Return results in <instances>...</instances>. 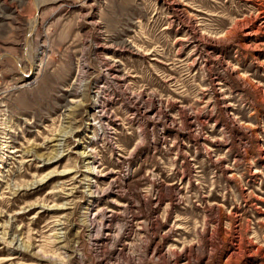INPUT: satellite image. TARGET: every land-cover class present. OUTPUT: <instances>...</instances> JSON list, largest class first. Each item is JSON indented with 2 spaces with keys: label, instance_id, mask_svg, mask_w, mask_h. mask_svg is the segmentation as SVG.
Here are the masks:
<instances>
[{
  "label": "rangeland",
  "instance_id": "rangeland-1",
  "mask_svg": "<svg viewBox=\"0 0 264 264\" xmlns=\"http://www.w3.org/2000/svg\"><path fill=\"white\" fill-rule=\"evenodd\" d=\"M174 1L0 0V264H264V0Z\"/></svg>",
  "mask_w": 264,
  "mask_h": 264
},
{
  "label": "bare ground",
  "instance_id": "bare-ground-1",
  "mask_svg": "<svg viewBox=\"0 0 264 264\" xmlns=\"http://www.w3.org/2000/svg\"><path fill=\"white\" fill-rule=\"evenodd\" d=\"M174 1V0H173ZM175 2V1H174ZM173 2V4H174V6L176 5L175 3ZM177 6V5H176ZM171 7L173 8V10H174V12L176 13V14H178L179 16L180 15H183L182 17H183V19L186 21L187 19L188 20H190V23H191V20H193L192 19V17L191 16H188L187 14H186V12H185V10L184 9H179V8H174L173 6H172V3H171ZM38 9V8H37ZM185 15H187V16H185ZM187 20V21H188ZM189 22V21H188ZM190 23L188 24L187 23V25L189 26L190 25ZM193 24V23H192ZM191 26V25H190ZM189 26V27H190ZM245 27H246V25L244 24V25H242L241 26V29H245ZM264 28V22L263 23H261V28ZM191 28V30L194 32V34H198L199 33V27H198V25H195V26H191L190 27ZM252 32V31H251ZM203 33V32H202ZM257 33V32H256ZM245 34H247V33H245ZM201 37V36H200ZM106 61V63H105V68H106V71H107V73L114 79V80H117V82H122V83H127V81H126V76H119V75H117V73H119L120 72V67H119V65H118V63H116V62H113V61H111L110 59H106L105 60ZM104 69V68H103ZM105 70V69H104ZM105 72V71H104ZM106 74V73H105ZM108 74H107V76H108ZM73 93V92H72ZM70 108L69 109H67V112L69 113V112H71L72 110H73V108H75V107H78V105H80V102L79 101H75V100H71L70 102ZM95 112H97V113H100L101 112V107H100V105L99 104H95V107H94V109H93ZM72 113V112H71ZM75 132H77L76 130H71V133L73 134V133H75ZM58 134V133H57ZM67 134V133H66ZM1 138H3L2 136L0 137V150H4V148H7L6 146H4L5 145V142L4 141H2V139ZM68 137L64 134V133H60V134H58L55 138H53L51 141H52V143H55L54 145H53V148H55L56 150L55 151H58V153L60 152L61 153V149L63 148V146H64V143H65V141H66V139H67ZM15 150H13V151H9L10 153H13V154H15V153H18L19 152V150L18 149H16V148H14ZM11 150V149H10ZM61 150V151H60ZM62 154V153H61ZM80 156V159H81V161L85 164V168H86V170L85 171H81V173L83 174V172H86V180H85V183H83L82 184V187H84V188H86V191H87V193H89L87 196H89V198H91V199H93V200H95L97 197H98V192H99V189H100V187H98L97 186V180L99 179V178H104V177H106V175L104 174V172L100 169V166H101V164L98 162V161H96V160H94V159H92V156L91 155H89L88 153H82L81 155H79ZM43 163H44V165H52V164H56V163H58L60 160H61V156L58 154V155H55V156H53V157H51V158H41L40 159ZM69 171V170H68ZM61 174H63V173H61ZM64 174H66V175H69L70 173L69 172H67V173H64ZM51 175V174H50ZM55 175V174H54ZM72 180H74V179H72ZM75 180H76V178H75ZM87 181V182H86ZM70 185H72V184H70ZM69 185V186H70ZM80 185H81V183H80ZM67 187V186H66ZM68 188V187H67ZM81 188V187H80ZM76 189V188H75ZM78 189V188H77ZM67 190H71V189H67ZM93 203H94V201H93ZM92 203V204H93ZM42 208H45V209H49V210H62V208H57V209H55V207H52V208H46V207H42ZM96 213H98V212H96ZM91 214H92V212H91ZM92 215H97V214H92ZM92 217V216H91ZM55 225H56V227H60V226H62V222L59 220V221H56L55 222ZM61 228V227H60ZM62 229H64V228H62ZM59 230H61V229H59ZM106 233H105V236L106 237H109L110 236V232H109V229L108 228H106ZM60 234H62V233H59V236H60ZM16 238V237H15ZM58 238H60V237H58ZM16 240V239H15ZM15 240H13V242H12V245H14L15 243H14V241ZM18 241V240H17ZM18 244V243H17ZM33 245V244H32ZM35 248V247H34ZM44 256V255H43ZM41 260H43V261H55L56 259L55 258H53V257H49V256H44V257H42V259Z\"/></svg>",
  "mask_w": 264,
  "mask_h": 264
}]
</instances>
